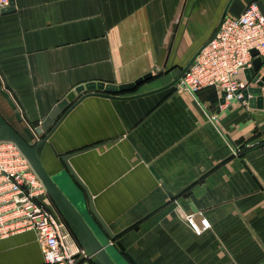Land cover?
I'll return each mask as SVG.
<instances>
[{"label": "crops", "instance_id": "obj_1", "mask_svg": "<svg viewBox=\"0 0 264 264\" xmlns=\"http://www.w3.org/2000/svg\"><path fill=\"white\" fill-rule=\"evenodd\" d=\"M250 3L264 14V0H15L0 15V92L21 124L1 96L0 112L18 131L39 126L78 87L153 75L134 91L96 90L76 104L79 95L38 150L51 176L85 195L62 160L72 155L138 264H264V84L247 104H222L215 88L163 90ZM256 75L264 81V58ZM237 78L258 87L245 70ZM181 212L211 229L197 235ZM0 264H45L36 234L0 239Z\"/></svg>", "mask_w": 264, "mask_h": 264}, {"label": "built area", "instance_id": "obj_2", "mask_svg": "<svg viewBox=\"0 0 264 264\" xmlns=\"http://www.w3.org/2000/svg\"><path fill=\"white\" fill-rule=\"evenodd\" d=\"M11 0H0V12ZM199 56L176 84L193 95L207 88L225 93V103L242 101L249 85L237 78L264 58V14L257 3H250L239 17H226L215 36L202 47ZM252 51L258 56L253 57ZM224 103V104H225ZM215 122L218 115H210ZM182 216L197 234L210 230L206 218L200 225L195 215ZM34 232L45 264H87L92 257L82 247L70 243L71 231L45 186L27 158L13 142L0 141V239Z\"/></svg>", "mask_w": 264, "mask_h": 264}, {"label": "water", "instance_id": "obj_3", "mask_svg": "<svg viewBox=\"0 0 264 264\" xmlns=\"http://www.w3.org/2000/svg\"><path fill=\"white\" fill-rule=\"evenodd\" d=\"M14 7L15 0H11L10 7L1 11L0 15L12 12L14 10ZM202 49L203 48H201L192 58L190 63L183 68L181 74L163 90L176 86V84L180 82L181 78L197 59ZM252 55L253 57H257L258 52L252 51ZM261 66L262 58L257 57L253 61V66L249 69H245L247 81L251 84H257L258 86L256 88L249 87L246 91H244L243 94L248 100L250 95L261 94L260 87L263 86L264 81L262 79L260 80L259 75H256ZM152 77V74H147L137 79L133 83L119 86L111 84L105 85L104 83H90L86 86L78 87L74 92L70 93L66 99L58 103L51 111L49 117L35 128L26 127L21 131H18L0 112V141L13 142L20 149L22 154L27 158L31 167L45 186L55 206L65 219L72 234L77 239V242L85 250V252L92 257L91 262L93 264H122L119 260L116 259V256L112 254L111 249L116 250L118 252L119 258L126 261L127 264H138L137 261H135V259L131 256V254L127 252V249L122 242L121 236L127 230L114 232L111 227L105 222V220L100 216L96 209L91 192L69 164V159L72 155H65L62 157V160L65 163L71 176L73 177L77 185L83 190L85 195H83L78 187L75 186L74 189V185L72 188L74 190L73 192L69 191V189L68 191H66L67 189L65 190L61 186V184H59V178H55L47 172L38 155V150L51 137L53 132L59 126L60 122L72 110V108L85 97L93 95L94 91L98 90L107 93L105 95L103 93H99V95L101 96H107L109 95V93L130 92L134 91L137 87L144 84L146 81L151 80ZM0 88H2L1 81ZM82 94L84 95L76 102V104L73 107L68 108L70 104L73 103L78 98V96ZM0 96L6 102L9 110L13 112L18 123L21 124V115L16 103L11 98L9 92L1 91ZM139 96L143 95H138L133 98ZM225 96L226 94L222 93V104L225 103ZM254 101L255 99H250L251 103H253ZM257 101L260 102L262 101V99L259 98ZM62 113H64V115H62ZM57 120L58 122L56 123V126L47 135L44 136V134L48 132L50 127ZM37 138L42 139L37 140ZM164 189L167 191V188L165 186ZM69 193L72 194V197ZM168 195L171 200L174 199V196L171 193L168 192ZM73 197H75V199L81 198L84 200L81 202V209L80 207H78V204H76L77 202L74 201L75 199Z\"/></svg>", "mask_w": 264, "mask_h": 264}, {"label": "rangeland", "instance_id": "obj_4", "mask_svg": "<svg viewBox=\"0 0 264 264\" xmlns=\"http://www.w3.org/2000/svg\"><path fill=\"white\" fill-rule=\"evenodd\" d=\"M59 184H61V186L66 190H68V189H70V185H69V183H68V181L67 180H64V181H59ZM66 190V191H67ZM70 194V196L72 195L71 193H69ZM75 194V193H74ZM80 195H82V194H80ZM72 197V196H71ZM74 199H75V197H73ZM74 201H76L77 203L76 204H78V207H80V209H81V207H82V205H81V202L82 201H84L83 199H75ZM74 237V236H73ZM75 238V237H74ZM77 240V239H76ZM111 252H112V254L114 255V256H116V259L117 260H119L122 264H127V262L126 261H124V260H122L121 258H119V255H118V252L116 251V250H114V249H111ZM128 261V260H127ZM129 262V261H128ZM87 264H93L91 261L90 262H87Z\"/></svg>", "mask_w": 264, "mask_h": 264}, {"label": "trees", "instance_id": "obj_5", "mask_svg": "<svg viewBox=\"0 0 264 264\" xmlns=\"http://www.w3.org/2000/svg\"><path fill=\"white\" fill-rule=\"evenodd\" d=\"M70 229V228H69ZM71 231V230H70Z\"/></svg>", "mask_w": 264, "mask_h": 264}]
</instances>
